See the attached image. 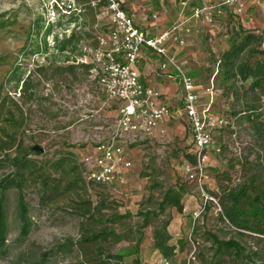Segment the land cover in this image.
<instances>
[{
    "label": "rangeland",
    "instance_id": "374dc122",
    "mask_svg": "<svg viewBox=\"0 0 264 264\" xmlns=\"http://www.w3.org/2000/svg\"><path fill=\"white\" fill-rule=\"evenodd\" d=\"M178 11L172 8L175 19ZM110 18L105 0H0V139L13 144L11 156L30 158L37 174L64 175L61 197L51 202L42 200L38 180L30 178L23 187L32 221L26 237L19 189L6 191L9 233L0 264H162L153 237L162 220L177 246L174 264H264V236L240 232L213 202L199 216L202 199L188 211L168 206L143 226L142 214L159 212L168 188L182 187L183 203L188 195L201 194L197 177L186 169L195 163L189 157L195 155L190 130L181 135L167 124V133L138 145L126 142L134 161L127 184H93L86 178L83 158L115 136L120 114L121 103L108 100L100 73L84 66L100 37H107ZM216 74L210 85L219 89ZM27 82L33 88L24 93ZM179 92L184 99L182 86ZM221 95L208 111L224 113L229 123L215 130L213 142L221 151L210 150L206 167V191L219 204L221 186L241 183L250 171L264 176V149L249 123L236 122ZM4 158L0 148V180L15 169ZM69 181H75L70 188ZM96 233L102 236L94 239ZM211 233L237 240L246 250L216 256ZM86 236L91 241L83 240Z\"/></svg>",
    "mask_w": 264,
    "mask_h": 264
},
{
    "label": "built area",
    "instance_id": "2783aa9c",
    "mask_svg": "<svg viewBox=\"0 0 264 264\" xmlns=\"http://www.w3.org/2000/svg\"><path fill=\"white\" fill-rule=\"evenodd\" d=\"M188 1L182 2V13ZM255 1L264 7V0ZM247 2V0H219L218 7L235 6L239 15L243 16ZM106 9L111 15L109 32L107 37H100L99 44L91 49L90 57L100 73L101 84L108 100L120 102L121 107L115 136L98 144L92 156L83 158L87 168L86 178L89 182L104 185L127 184L128 172L134 166V161L126 142L130 145L142 138L152 136L159 122L171 114L169 106L160 100L158 91L146 86L139 79V73L135 69V62L143 46H147L163 57L166 63L175 65L182 82L185 94L184 109L193 130L196 157L195 163L187 164L186 169L191 178L197 177L203 201L199 206L200 210L195 211V216L206 212L209 202H213L214 207L222 210L215 195L206 191L208 179L206 167L210 160V150L221 151V147L213 142L214 132L227 125L229 120L224 114L205 116L199 110L201 94L196 90L195 78L188 75L175 58L170 56L166 46V41L169 39L183 45L184 37L178 34L175 28L155 37L149 36L145 30L135 24L133 16L128 14L121 0H107ZM203 10L200 7L195 8L194 15L200 18ZM207 91L216 95L222 94L220 88L215 89L213 86H208ZM166 264L171 263L167 261Z\"/></svg>",
    "mask_w": 264,
    "mask_h": 264
},
{
    "label": "trees",
    "instance_id": "16d2710c",
    "mask_svg": "<svg viewBox=\"0 0 264 264\" xmlns=\"http://www.w3.org/2000/svg\"><path fill=\"white\" fill-rule=\"evenodd\" d=\"M105 2L107 5V0ZM230 44V47L221 53V61L216 74L219 88L222 90L221 98L226 100L228 111L235 116L237 123L247 122L251 125L250 128L254 131L256 141L261 149H264V108H262L264 100V34L240 27L231 35ZM87 59L84 66L90 69L95 67L96 69L89 55ZM30 88L33 87H29L27 82V87L23 92L25 93ZM4 130H7V128H4ZM7 135L10 138V134ZM12 145L9 144V141L0 139V148L5 152L4 159L10 161V164L15 168L12 173L0 180V250H4L9 233L6 191L13 185L19 189L18 207L21 229L22 235L26 237L31 232L32 221L23 195V187L29 182L30 178L38 180L42 200L51 202L61 197L59 191L64 177L63 173L59 178L53 179H50V175L47 173L37 174L36 165L30 158L21 155L11 156L8 150L12 149ZM189 157L196 161L195 155H189ZM61 160H58L57 166H61ZM74 184L75 181H69L68 187L70 188ZM220 191L219 200L221 207H223L222 219L227 220L240 232H249L251 235L263 237L264 176L250 171L241 183L225 188L221 186ZM164 193L158 204L159 212L147 211L142 214L144 227L149 224L151 214L159 217L168 206L181 212L184 210L182 198L185 192L182 187H170ZM210 235L215 244L214 254L216 256L232 252L239 255L246 250L237 240L231 238L221 240L213 233ZM100 236L102 234L96 233L94 239ZM153 237L156 248L163 256L162 264H166L167 261L174 264L172 260L176 255L177 246L170 241L168 221L162 220L161 226L155 227ZM91 239L87 236L83 238L85 241H91Z\"/></svg>",
    "mask_w": 264,
    "mask_h": 264
},
{
    "label": "crops",
    "instance_id": "0c3cea01",
    "mask_svg": "<svg viewBox=\"0 0 264 264\" xmlns=\"http://www.w3.org/2000/svg\"><path fill=\"white\" fill-rule=\"evenodd\" d=\"M121 1L128 14L133 16L135 24L145 30L149 36L155 37L175 28L184 37L185 44L179 45L173 39H169L166 41V46L170 56L175 58L188 75L195 78L196 90L202 96L198 108L205 116L210 115L208 110L212 109L217 98H215L216 94L205 92L203 88L213 84L212 74L217 73L221 53L230 47L233 32L240 27H245L247 30L264 34V7L258 5L255 0H247L243 16L239 15L235 6L222 5L219 8V0H189L183 13L182 2L185 0ZM177 6L178 17H180L175 19L176 14L173 15L172 8ZM198 7L204 9L200 18L194 15V9ZM152 12L154 14H151ZM158 12L164 13L158 15ZM187 29H189L188 32ZM121 60L124 61L122 58ZM134 66L139 73V79L146 86L158 91L160 100L168 105L171 111L170 116L159 122L153 135L144 139L160 135L158 132L163 134L169 132L170 128L167 124L180 131L181 135L188 130L190 133L193 132L184 109V99L179 92L182 82L175 65L166 63L157 52L143 46ZM202 82L207 83L202 86ZM144 139L134 144L138 145ZM192 142L194 143L193 133ZM129 151L133 159L132 151ZM201 198L200 193L188 195L184 210L196 208Z\"/></svg>",
    "mask_w": 264,
    "mask_h": 264
},
{
    "label": "water",
    "instance_id": "95a60500",
    "mask_svg": "<svg viewBox=\"0 0 264 264\" xmlns=\"http://www.w3.org/2000/svg\"><path fill=\"white\" fill-rule=\"evenodd\" d=\"M41 152H42V149H41Z\"/></svg>",
    "mask_w": 264,
    "mask_h": 264
}]
</instances>
